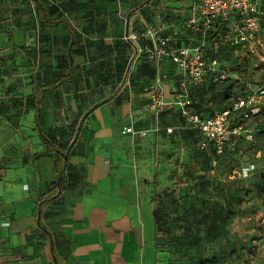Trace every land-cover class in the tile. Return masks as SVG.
<instances>
[{
	"label": "crops",
	"instance_id": "crops-1",
	"mask_svg": "<svg viewBox=\"0 0 264 264\" xmlns=\"http://www.w3.org/2000/svg\"><path fill=\"white\" fill-rule=\"evenodd\" d=\"M7 1L10 10L3 15L0 0V58L11 52L16 64L9 68L0 64V163L10 158L9 169L0 177V264H53L34 205L40 196H55L58 179L62 191L39 203V208L40 222L51 235L60 264H151L158 237L153 190L161 184L169 162L190 150L193 131L171 104L179 71L167 60L161 63V72L169 104L159 123L179 128L172 134L152 130L150 117L142 111L147 101L142 88L153 77L154 65L143 58L129 65L132 50L123 36L151 24L163 36H173V45L204 42L186 24L192 0H48L64 1L67 30L63 24L38 23L34 4L28 14L20 15L17 0ZM24 45L31 47L26 74L18 65L23 55L19 47ZM203 52L215 55L227 71L220 57L231 55L220 48L206 47ZM209 78L201 90L208 109L204 115L215 111L216 104L223 105L216 95L211 97L209 82L215 80ZM13 81L16 84L8 89ZM40 86L44 91L39 117L49 135L59 136V154H41L44 145L34 126L26 133L17 128L19 117L33 120ZM23 88L29 89L31 101L19 115L16 105L17 100L24 103L19 97ZM260 100L264 107V96ZM4 116L15 120L6 129ZM129 124L150 129L144 137L130 136L122 133ZM263 125L264 118L249 127L254 132ZM24 134L28 141L19 145ZM13 170L6 180L7 171Z\"/></svg>",
	"mask_w": 264,
	"mask_h": 264
},
{
	"label": "rangeland",
	"instance_id": "rangeland-1",
	"mask_svg": "<svg viewBox=\"0 0 264 264\" xmlns=\"http://www.w3.org/2000/svg\"><path fill=\"white\" fill-rule=\"evenodd\" d=\"M17 2L20 15L28 14L30 5L34 4V0ZM3 4L5 15L11 3L4 0ZM262 11V24L256 34L254 52L234 49L227 42L214 40L209 35L203 44V49L208 47L214 51L220 47L227 56L231 55L229 59L220 57L228 73L243 76L256 82V85H260L264 77V7ZM234 52L237 54L234 55ZM236 79L226 80L235 89L230 88V95L239 89ZM27 90L23 88L19 91L24 108L31 101ZM19 118L17 128L20 131L26 133L25 129L33 128L32 119L26 116ZM263 118L264 109L262 115L255 120L252 118L247 126ZM9 124L4 122L2 128H8ZM24 135L19 137V145L28 141L27 135ZM190 153L192 151L188 150L184 155L173 158L170 166L162 170L164 177L161 184L153 190L154 197L159 199L155 207L159 227L151 264H264V125L256 132L254 150L242 151L235 158L227 154L221 157L206 154L211 164L205 176L200 166L190 160ZM21 155L20 152L19 158L23 157ZM243 156L248 158L246 161L253 160L255 163L253 174L247 178L237 175ZM5 161L3 170L9 169ZM15 170L7 171L6 180L13 176ZM206 216H209V223H204ZM207 226L210 228L206 229Z\"/></svg>",
	"mask_w": 264,
	"mask_h": 264
},
{
	"label": "built area",
	"instance_id": "built-area-1",
	"mask_svg": "<svg viewBox=\"0 0 264 264\" xmlns=\"http://www.w3.org/2000/svg\"><path fill=\"white\" fill-rule=\"evenodd\" d=\"M264 0H192L193 7L186 19L189 28L201 34L205 39L210 33H218L229 46L239 48L245 53L256 49V34L263 16ZM161 29L148 24L138 30L124 34L123 39L132 50L129 65L140 59H146L154 65L153 77L142 88L147 94V101L142 111L152 121L153 131L172 133L178 126L161 127L160 113L169 104L164 91V75L161 63L165 60L173 63L178 71V85L172 90L173 101L183 124L195 131L198 136L196 147L199 151L211 146L219 154L225 148L232 149L237 141H253V131L247 126L254 115L259 112L261 97L264 96V84L261 86L246 82L249 93L232 100L229 107L204 115L195 109L196 101L189 97V90L203 84L208 74L218 78L235 77L221 68L215 57H205L204 42L198 44L173 45V36H163ZM204 41V40H203ZM243 83V80H240ZM148 128H134L129 124L122 133L130 136L144 137ZM254 166L244 164L238 169V177H246Z\"/></svg>",
	"mask_w": 264,
	"mask_h": 264
},
{
	"label": "trees",
	"instance_id": "trees-1",
	"mask_svg": "<svg viewBox=\"0 0 264 264\" xmlns=\"http://www.w3.org/2000/svg\"><path fill=\"white\" fill-rule=\"evenodd\" d=\"M55 3H52V1H48V0H34L35 18L38 21V23H40V24H63L64 28L67 30L68 27H67V21L66 20H67L68 13H67V9H65L64 1L63 2L56 1ZM263 7H264V1H263ZM4 9L5 8L3 7L2 10H4ZM18 10L20 12V9H18ZM0 15H2V14L0 13ZM261 24H262V21H260V26H261ZM259 30H260V28H259ZM3 31H5V28H3ZM211 36L213 37L214 40H216V39L222 40L218 33H210L209 37H211ZM30 48L31 47L28 48V46H25V45L19 47L20 53L23 54L19 58V61H18L19 62L18 65H20V67L23 68V72H20L22 74H26L28 67L30 69V66H31V61H30L31 49ZM210 50H212V49H210ZM216 50H214V51H216ZM220 50L223 51V49H221V48H220ZM10 53L2 56V58H0V64L2 63L1 65H3V66L5 65L8 68L10 67V65L16 64V61L13 60L14 56H11ZM214 56L215 55L205 56V57H209V58L212 57L213 58ZM7 71L9 72V70L4 69V73H6ZM228 74L236 75V78H237L236 80L239 84V89L236 92L237 93L239 92V94L235 93V91H234V95L229 94L230 88L232 90H235V89H234V86H232V83L228 82L226 80L228 78H232V77H226V78L220 79L215 74H208L206 76V78L210 77L209 78L210 81H212V79L215 80V83L209 82L210 88L212 90V94H211L212 96L211 97L213 98V95H216L217 101H221L223 104L222 106H219L218 104H216V107H214L215 111H221V110L229 107V105L231 104L233 99H235L238 96H242V95L249 93L248 91H246V89H247L246 85H245L246 82L254 84V85L257 84L256 82L246 80L243 76H238L235 73H228ZM27 77H26V79H27ZM28 78H30V77H28ZM206 78H205V80H206ZM233 78H235V77H233ZM17 79L20 80V77ZM205 80L201 86L191 88L190 94H189V97L192 100L196 101L195 109L199 113H202V114H205L206 111L208 110L205 107L206 104H205L204 100L206 98L204 97V91H201L204 88ZM240 80H243V83H241ZM11 84L15 85L16 81H13V83L11 82ZM263 84H264V77H263L262 83L258 86H261ZM43 91H44V88L43 87L41 88V86H40L39 89L37 90L35 97H34V102H35L34 104L36 107L35 115H34V118L32 120L33 126H34V131L36 132L37 136L39 137L41 144L44 145V151L41 154H50V152H53V151L56 152L57 154H59V153H62L61 151L58 150V146H59L58 142L60 141L59 136L49 135L48 131H46L45 127L43 126V124H44L43 121L39 117V113L41 111V104H40L39 99H40L41 93ZM17 102H18V104L16 105V107H17L18 111H21V107L23 106L22 105L23 103L20 100H17ZM263 109H264V107H260L259 112L253 116L254 120L256 118H259L262 115ZM161 113H160V116H161ZM211 113L209 112V114H211ZM5 117L6 116H4L3 124H4V122H10V123L15 122V120H13V119L11 120V119H9L7 117L5 118ZM159 120H160V117H159ZM181 121H182V118H181ZM166 126H178V125H166ZM166 126H163V127H166ZM257 131L258 130L253 132V141L252 142H246L243 139H241V140L237 141V143L235 144V146L232 149L225 148L219 154H217L211 146H209V148L207 150L199 151L198 148L196 147L198 136H197V133L195 131H193L191 142H189L187 144V146H189L190 151H192V153H190V160L196 162V164L200 166L201 171L203 172L202 175L205 176V173L209 172V168H210V164H211L208 157L206 156V154L207 155L211 154V155H214L217 157H221V156L227 154V155L235 158L239 154L238 150H240V148L243 149L245 147L244 152H246L247 149H248V151H252V150H254L255 145H256V132ZM247 159L248 158H245V157L240 159L243 164L242 163L239 164V168L241 167V165H244V164H252L254 166V168L244 178L251 176L253 174V171L255 170L254 161L253 160L246 161ZM4 160H6L5 162L7 163L6 168H9L10 162L7 159H2V161H4ZM2 166L3 165L0 163V177L2 176V174L5 171V169L3 170ZM239 178H241V177H239ZM262 178H264V173L262 174ZM57 183H58L59 190L55 194V196H52L50 198H43L40 196V198H38V202L34 205V208L36 210V212H35L36 224H37L38 229L41 231V233L44 235V237H46V239L50 243V250H51L53 264H60V263L58 262V259H57L56 255L54 254L51 235H50L49 231L40 222L39 203H43V202H45L51 198L57 197L59 195V193L63 189V183L61 182L60 179H58ZM158 200L159 199H157V197H153L151 199V202L154 204V206H156ZM196 206L198 207L199 205H196ZM193 207H195V206L193 205ZM153 219H154V224L156 225V229H158L159 217H158L155 210L153 211ZM203 220H204V223H209V216H206L205 218H203ZM209 228H210V226H207L206 229H209Z\"/></svg>",
	"mask_w": 264,
	"mask_h": 264
}]
</instances>
